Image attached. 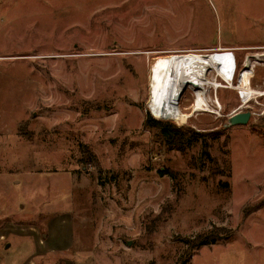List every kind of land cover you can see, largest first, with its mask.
Wrapping results in <instances>:
<instances>
[{
  "label": "rangeland",
  "instance_id": "rangeland-1",
  "mask_svg": "<svg viewBox=\"0 0 264 264\" xmlns=\"http://www.w3.org/2000/svg\"><path fill=\"white\" fill-rule=\"evenodd\" d=\"M189 53L264 90V0H0V264H264V95L210 70L155 115L154 60Z\"/></svg>",
  "mask_w": 264,
  "mask_h": 264
},
{
  "label": "bare ground",
  "instance_id": "bare-ground-1",
  "mask_svg": "<svg viewBox=\"0 0 264 264\" xmlns=\"http://www.w3.org/2000/svg\"><path fill=\"white\" fill-rule=\"evenodd\" d=\"M220 60L219 53L174 54L156 58L152 64L150 76L151 96L149 106L151 111L155 115L168 118L187 116L180 107V100L189 87L197 88L203 94L207 93V87L219 88L218 82L216 83L208 78L210 70H215L217 75L229 84L231 83L233 88L264 95V90L253 89L249 85L236 87L235 83L232 82V74L221 68ZM182 74L186 75L188 82L181 81ZM244 75V78H246L247 74ZM193 106L203 110L206 109L205 101L199 98L196 99Z\"/></svg>",
  "mask_w": 264,
  "mask_h": 264
},
{
  "label": "trees",
  "instance_id": "trees-1",
  "mask_svg": "<svg viewBox=\"0 0 264 264\" xmlns=\"http://www.w3.org/2000/svg\"><path fill=\"white\" fill-rule=\"evenodd\" d=\"M147 125H152L158 129V134L169 145V148H175L183 151L185 153V148L187 146V137L188 134L199 136V135H207L200 134L196 129L189 127H178L176 124L170 121H164L160 119H156L150 113L146 119ZM213 133V132H212ZM211 134V133H208ZM93 160L95 164L98 165V161L94 155H91L90 159H86L85 163L89 164V161ZM171 172L168 170V173ZM175 179L178 176L175 173H170ZM220 188H228L229 183H219ZM227 190V189H226ZM264 205L261 206L263 208ZM249 216V215H248ZM233 231L228 228L222 227H214L208 231H204L199 234L193 241H190L191 248H199L210 243H215L219 239H230L232 237ZM183 260V258L181 259Z\"/></svg>",
  "mask_w": 264,
  "mask_h": 264
},
{
  "label": "water",
  "instance_id": "water-1",
  "mask_svg": "<svg viewBox=\"0 0 264 264\" xmlns=\"http://www.w3.org/2000/svg\"><path fill=\"white\" fill-rule=\"evenodd\" d=\"M181 81L188 82L185 74H182L180 77ZM252 116V112H237L230 116L229 122L226 124V127L239 125V124H247Z\"/></svg>",
  "mask_w": 264,
  "mask_h": 264
}]
</instances>
